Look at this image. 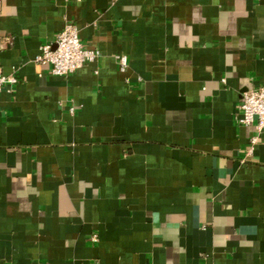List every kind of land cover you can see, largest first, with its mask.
<instances>
[{
  "label": "crops",
  "instance_id": "crops-1",
  "mask_svg": "<svg viewBox=\"0 0 264 264\" xmlns=\"http://www.w3.org/2000/svg\"><path fill=\"white\" fill-rule=\"evenodd\" d=\"M0 70V264H264V0H0Z\"/></svg>",
  "mask_w": 264,
  "mask_h": 264
},
{
  "label": "built area",
  "instance_id": "built-area-1",
  "mask_svg": "<svg viewBox=\"0 0 264 264\" xmlns=\"http://www.w3.org/2000/svg\"><path fill=\"white\" fill-rule=\"evenodd\" d=\"M118 1V0H113ZM100 58L97 50L85 46L78 27L67 22L54 41L43 45L35 63L48 67L49 74L55 77H69L83 67L95 63ZM120 68L127 70L128 59L119 57ZM17 83L14 76H5L0 70V92L7 86ZM238 122L246 127H255L258 132L264 130V86L245 91L241 97ZM254 138L252 144H256ZM98 242V238H94Z\"/></svg>",
  "mask_w": 264,
  "mask_h": 264
}]
</instances>
